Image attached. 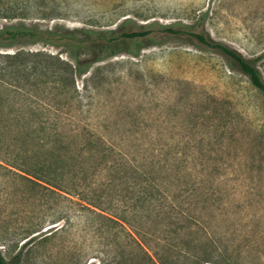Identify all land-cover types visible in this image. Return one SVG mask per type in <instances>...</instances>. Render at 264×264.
<instances>
[{
	"label": "rangeland",
	"instance_id": "obj_1",
	"mask_svg": "<svg viewBox=\"0 0 264 264\" xmlns=\"http://www.w3.org/2000/svg\"><path fill=\"white\" fill-rule=\"evenodd\" d=\"M22 28L82 43L0 41L4 259L264 264V96L188 33L264 79V0H0Z\"/></svg>",
	"mask_w": 264,
	"mask_h": 264
},
{
	"label": "trees",
	"instance_id": "obj_2",
	"mask_svg": "<svg viewBox=\"0 0 264 264\" xmlns=\"http://www.w3.org/2000/svg\"><path fill=\"white\" fill-rule=\"evenodd\" d=\"M169 32H174L175 30L172 27L166 28ZM189 35L195 39L198 40V42L205 46L209 47V49H214L219 52H221L226 58L233 60L239 67V69L246 74L250 80L251 83L262 93L264 96V79L259 71V69L256 67L254 62L242 57V55L234 50L233 48L223 44L218 43L210 40L207 35L205 34H197L195 32H188ZM146 33H140V32H133V33H125L123 35V38L126 39H134L137 37H143ZM38 37L45 39L49 42H59L62 43L65 46H68L70 48H77L81 46L82 41L77 40L75 36H73L70 33L65 34H53V33H47V34H40L37 31L28 29V28H22V29H10V30H3L0 31V41H15L19 39H25V38H31V39H37ZM119 39L116 37H106L101 40V42L104 44H111L113 42H117ZM0 264H13L6 259L2 257L0 254Z\"/></svg>",
	"mask_w": 264,
	"mask_h": 264
},
{
	"label": "flooded vegetation",
	"instance_id": "obj_3",
	"mask_svg": "<svg viewBox=\"0 0 264 264\" xmlns=\"http://www.w3.org/2000/svg\"><path fill=\"white\" fill-rule=\"evenodd\" d=\"M167 32H169L167 29H166ZM170 33H174V32H170ZM176 33V32H175ZM197 34H202V33H197ZM135 39V38H134ZM197 40V39H196ZM198 41V40H197ZM203 46V45H202ZM209 48V47H207Z\"/></svg>",
	"mask_w": 264,
	"mask_h": 264
},
{
	"label": "bare ground",
	"instance_id": "obj_4",
	"mask_svg": "<svg viewBox=\"0 0 264 264\" xmlns=\"http://www.w3.org/2000/svg\"><path fill=\"white\" fill-rule=\"evenodd\" d=\"M241 50V49H240Z\"/></svg>",
	"mask_w": 264,
	"mask_h": 264
}]
</instances>
